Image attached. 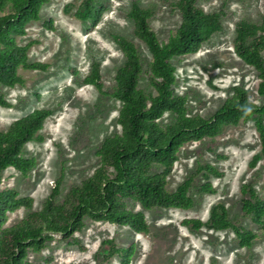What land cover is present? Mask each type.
<instances>
[{"label":"rangeland","instance_id":"374dc122","mask_svg":"<svg viewBox=\"0 0 264 264\" xmlns=\"http://www.w3.org/2000/svg\"><path fill=\"white\" fill-rule=\"evenodd\" d=\"M94 1L106 7L96 25L75 16L84 0H47L40 20L28 23L26 34L16 36L20 45L31 44L30 62H42L48 67L20 68L23 85L0 84V92L10 103L0 106V130L8 129L15 120L35 109H50L53 114L40 131L43 139L25 146L23 155L36 160L33 169L27 175L14 167L3 172L0 190L13 189L19 197L33 199L30 208L10 212L6 225L41 209L58 181V201H62L72 187L81 185L99 167L98 150L104 140L121 132L118 117L122 104L112 92L116 73L125 58L115 34L137 44L143 62L140 88L147 94L155 93L149 82L152 55L136 37L129 11L134 1L150 8L152 28L161 41H167L181 24L178 0ZM198 4L207 12L222 11L223 29L197 53L173 59L174 89L187 99L188 114L213 117L237 85L247 90L250 101L264 104V96L258 91V72L234 49L237 22L245 19L261 23L264 0H198ZM49 20L53 21V29L45 26ZM95 62L101 67L103 91L85 82ZM175 119L176 115L168 112L160 123L166 126ZM260 150L254 120L229 124L215 136L188 141L180 148L179 158L166 176V187L173 192L192 177V208L145 209L139 202L128 200L129 209L145 213L148 232L138 233L127 225L86 217L83 230L74 234L79 244L70 245L61 235H55L41 252L29 251L28 258L44 264H124L121 255L112 253L111 245L105 244L112 240L115 247L134 246L130 264H264V226L243 209V199L249 195L242 193L244 184L251 185L264 201V156L255 166L251 165ZM206 163L223 175L207 178L198 170L199 165ZM163 171L160 165L153 168V172ZM207 181L212 183L213 193L200 190ZM217 204L226 206L233 224L257 235L251 246H241L231 228L219 230L206 225L195 229L184 225L187 219L208 221Z\"/></svg>","mask_w":264,"mask_h":264},{"label":"trees","instance_id":"16d2710c","mask_svg":"<svg viewBox=\"0 0 264 264\" xmlns=\"http://www.w3.org/2000/svg\"><path fill=\"white\" fill-rule=\"evenodd\" d=\"M47 0H0V84L14 87L23 85L19 69L45 70L48 65L30 62L28 51L31 44L20 45L16 36L26 34V25L40 20L41 9ZM181 24L167 41H161L150 24L152 10L134 1L129 17L134 22V32L145 43L152 55L149 82L155 93H145L140 88L143 62L137 44L120 34L114 39L121 49L125 61L118 69L115 90L112 96L122 104L118 123L121 132L106 138L98 150L100 165L81 185L72 187L58 201L60 181L57 182L43 207L31 211L20 221L6 225L9 213L21 207L30 208L31 197H19L16 190H0V264H44L28 258L29 251L41 252L55 235H61L70 245L79 244L74 236L86 225L85 218L127 225L138 233L149 231V223L142 211L127 207L128 200L140 203L145 209L154 207L189 209L194 200L189 192L193 178L185 180L171 192L166 187V176L178 160L180 148L188 141L200 140L217 135L224 126L241 121L254 120L260 136L261 150L255 154L251 165L255 166L264 156V104L259 105L248 98L242 86L233 88V95L227 98L211 118L192 116L187 111V99L175 92V57L197 53L202 45L223 29L222 11L207 12L198 0H178ZM106 7L94 0H84L75 13L83 21L96 25ZM53 29V21L45 22ZM236 54L258 72L259 93L264 96V20L256 23L242 19L236 24L234 39ZM87 84L103 91L101 67L93 63L91 73L85 78ZM0 106L10 103L0 92ZM173 113V123L163 126L160 119L166 113ZM53 114L50 109H35L15 120L8 129L0 130V184L3 172L14 167L27 175L35 166L34 158L23 155L25 146L43 139L40 131ZM155 165L164 168L163 173L153 172ZM208 178L222 176L212 164L198 166ZM200 190L213 193L211 182L204 183ZM243 209L264 226V201L251 185L244 184ZM184 225L200 229L210 225L216 229L231 228L239 238L241 246H251L257 235L237 227L229 220L228 209L223 204L212 208L211 217L204 222L187 219ZM111 245L112 253H119L124 264H130L134 246L119 248Z\"/></svg>","mask_w":264,"mask_h":264}]
</instances>
